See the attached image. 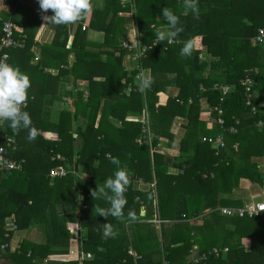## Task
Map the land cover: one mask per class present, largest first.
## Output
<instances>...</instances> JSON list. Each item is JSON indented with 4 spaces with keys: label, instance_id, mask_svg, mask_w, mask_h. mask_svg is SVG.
<instances>
[{
    "label": "trees",
    "instance_id": "1",
    "mask_svg": "<svg viewBox=\"0 0 264 264\" xmlns=\"http://www.w3.org/2000/svg\"><path fill=\"white\" fill-rule=\"evenodd\" d=\"M112 2L114 0H107L105 13L111 9L116 15L119 10L131 11L137 37L145 44H151L161 27H167V22L162 17L163 8L173 11L180 18L182 31L172 43L165 40L150 47L140 58L139 66L131 69L122 65V57L126 55L122 46L124 41L112 43L114 48L104 52L105 60L102 61L96 55L103 71H92L87 75V80H92L93 76L101 74L104 80L98 86L95 82L90 83L89 93H76L74 112L61 111L57 122L41 117L38 110L41 109L42 101L37 99V94L29 91L34 96L31 98V94L27 95L23 110L30 114L31 128L36 133L34 139L28 138V129L14 132L9 127V122L0 121V144H4L3 135L15 137L17 149H7V154L24 160L22 170L0 172V175L9 174L2 184L13 185L4 193L3 205L0 206V247L1 244L8 243L11 236L10 232L4 235L6 216L14 213L16 227L25 229L37 211L38 219L45 224V243L38 245L22 240L18 250L10 253V259L20 264H36L33 258L38 254L46 257L49 254L66 253L67 249L53 252L50 248L69 246L72 235L70 230L77 227L76 224H71L68 228V224L78 222V226L87 227L88 232L83 249L95 253L84 264H112L109 255L115 253V246L112 244L114 238H105L101 228L105 223L114 228L115 217L108 214L106 218L97 212L99 208L107 209L109 202L94 199L91 187L87 190L78 189V195L75 196L72 175L66 164L76 157L77 162L83 164V171L90 176L88 183L95 187L113 176L117 166L111 160L115 157L119 159L120 166L127 169L129 177L124 213L128 209L140 211L143 205L146 207L148 202L151 204L152 193L144 196L131 189V183L136 178L148 182L150 180L156 191L160 219L178 221L174 225V231L194 229L199 232V235L193 233L192 241L180 237L172 244L180 242L181 245L167 246L165 258L168 264H183L193 242L200 244L205 251L213 246L225 247L223 241L230 239L233 234L237 235V240L227 246L229 250L224 257L211 255L205 262L189 264H264V215L244 218L223 215L219 211L221 207L243 205L241 199L221 197V194L231 193L238 187L241 178L264 185V162L262 170L251 162L252 157H262L264 160V127L259 130L256 126L258 121H264V45L251 41L257 29L264 27V0H198V17L190 12L185 14L184 0H131L123 3L122 8L116 1L110 7ZM116 15L115 26L123 18ZM101 28L109 34L110 25ZM185 42L192 47L189 57L180 55ZM203 48L205 51L200 59ZM15 49L19 48L6 49L9 55L6 63L10 62L11 53ZM74 50L77 61L73 65L76 67L86 57L80 56L76 46ZM91 61L93 63L95 60L89 58V62ZM139 70L146 73L149 70L154 81L146 92H141L139 84L134 83ZM80 71L72 69L77 77L84 75ZM165 73L172 76L162 77ZM245 77H250L254 82L250 92H246L240 84ZM214 83L231 88L224 95L223 101L219 100L221 92L213 88ZM166 85L178 87V93L165 95ZM128 88H131L130 91H127ZM101 97L105 98V102L99 122L95 125ZM201 98L210 107L222 108L224 124L220 126L216 123V129L203 130L205 137L223 136L224 146L218 149H214L206 140L198 139ZM252 106L256 108L254 113ZM145 107L149 115L152 140L139 144L136 139L142 135ZM129 112L134 114V118L127 116ZM78 115L86 117L87 123L80 131L81 142L75 149L72 128L73 118ZM185 115L187 123L183 125L185 134L180 141L179 151L185 150L186 144L192 142L194 153L182 175H171L164 165V157L173 152L158 145L159 139L166 133L175 116ZM110 117L118 119L120 125L111 122ZM212 117L217 118V114L213 112ZM232 126L236 128L235 133L229 131ZM44 130L55 132L57 139L42 136ZM58 154L64 160L56 159ZM55 166L65 167L67 174L54 177L50 182L49 170ZM179 191L182 193L178 194ZM48 195L53 199L49 201ZM136 195L140 196L134 201ZM64 202H69L78 211L75 218H59L57 214L52 216L53 204ZM206 207L211 208L210 218H202V223L198 226L189 225L188 222L198 218ZM126 219L127 215H124L123 220ZM69 220L73 222H68ZM227 223L232 224L234 229L222 230ZM99 245L106 246L109 254L97 251ZM127 250L121 251L126 254V264H133ZM45 262L44 264H52L50 261ZM60 264L79 263L68 261Z\"/></svg>",
    "mask_w": 264,
    "mask_h": 264
},
{
    "label": "crops",
    "instance_id": "2",
    "mask_svg": "<svg viewBox=\"0 0 264 264\" xmlns=\"http://www.w3.org/2000/svg\"><path fill=\"white\" fill-rule=\"evenodd\" d=\"M115 1L119 3L118 5H120L121 8L124 7L123 1L125 0H114V2L110 4V7L116 3ZM106 2L107 0H91L92 10L80 20L69 25H55L49 24L42 19L44 15L51 16L52 11L49 10L47 13L41 12L38 0H0V37L2 35L1 21L4 19H11L16 24V36L21 37L24 35L25 37L26 45L22 48L15 49L11 53L12 57H10L11 60L9 63L18 67L21 72L29 76L31 86L28 92H34V94H37V99L42 101L41 109L38 111L43 119L57 122L61 111H70L73 113L76 106L75 94L78 92L89 93L90 83L95 82L98 86V83L104 80L101 74L93 76L91 78L92 80H87L89 72L103 71V66L98 62L99 58H97L96 55H99L103 61L106 58L104 52L114 48V44L112 43L116 41L118 44L121 41L137 38L138 34L134 26L132 12L119 10L116 12V15L111 9L105 13ZM115 15L123 17L118 20L116 26ZM108 25H110L109 34L104 32L101 28V26L107 27ZM166 28V26L161 27L162 30ZM106 34L108 36H105ZM75 46L80 56L86 57V59L80 60L79 66L77 65L76 67L73 65L77 61V53L74 50ZM204 51L205 49L203 48L200 59L203 58L202 54ZM87 54H89L88 57ZM89 58L95 61L93 63L92 61L89 62ZM122 65L126 69L135 67L134 62L126 55L122 57ZM73 68H76L78 71H83L82 73L84 75L82 77L75 76L72 72ZM171 76L172 75L169 73L162 75L164 78H170ZM134 83L139 84V79L135 77ZM178 91L179 89L176 86H165V95H176ZM34 94H31V98H33ZM199 101L200 113L197 134L198 139L203 141L205 138L203 130L209 131L216 129V121L213 117L209 118L211 107L208 105L207 101L204 98H201ZM104 102L105 98L101 97L95 125L99 122ZM145 110L146 107L144 111ZM127 116L134 118V114L131 112H129ZM109 119L115 125H120L118 119L113 117ZM86 123L87 118L81 115L73 118L72 131L74 132L73 145L75 149H77L76 145L78 146L81 142L80 131L84 129ZM186 123L187 115L175 116L167 131H165L166 133L162 134V138L159 139L158 145L170 149L173 152V154L164 157V165L167 168V172L171 175H182L184 169L188 166V160L194 153V143L192 142L186 144L185 150L179 151L180 141L185 134L183 125ZM42 136L50 139H57V134L49 130H44ZM148 146L152 152L151 144ZM251 162L255 163L259 170L263 169L264 160L262 157H252ZM95 163H98V161ZM66 166L72 175V181L75 186V196L78 195V189L87 190L88 187H91L93 188L92 190H97L98 186L93 187L88 183L90 176L83 171V164L77 162L76 157H73ZM8 175L9 174L0 175V206L3 205L4 193L8 188L13 186L12 184H2L3 179H6ZM49 180L51 182L52 178H49ZM100 186H103V184H100ZM153 187L150 180L148 182L140 178H136L135 181L131 183V189L133 191L140 192L144 196L152 193L153 201L151 204L148 202V208L143 205L140 211L137 210L134 212L128 209L124 213V215H128L129 211L134 212L137 216L135 221H129L128 219L121 221L115 218V226L113 229L117 232V235L112 240V244L115 246V253L109 255L112 264H126V254L124 255L121 251H126L129 248H132L137 253V264H168L165 258L168 245L175 247L181 245L180 242L172 244L175 239L184 237L192 241L193 233L199 235V232L194 229H191V231L184 230L183 232L174 231V225L178 221L176 222L175 219H160L157 210L158 200L156 191ZM180 193H182V191L178 192V194ZM50 195L47 196L49 201L53 199ZM254 195L264 197V185L252 183L246 178H241L238 187L234 188L231 193L221 194V197H229L235 200L241 199L244 204L251 200H247L248 197ZM139 196L140 195H136L134 201ZM210 213V207L204 208L198 218H194L188 222L189 225H200L202 223V218H210ZM37 214H39V212H34L30 225L25 229H18L16 227L14 213L5 217L3 225L4 235L10 232L11 236L7 248L0 247V264H20L15 262L14 259H10L9 255L18 250L22 240H27L38 245H43L45 243V224L38 219L39 215L37 216ZM41 214H44V212H41ZM46 214H48L47 211ZM56 214L59 218L72 219L78 215V211L73 209L69 202H64L62 204L55 203L52 206V216ZM68 222L73 221L69 220ZM71 224H76L77 228L70 230L72 231V235L69 246H51L50 249L54 250L53 252L67 249V252L64 254H67L66 257L69 258L68 261H76L78 251H83L84 253L89 252L94 257V252L85 251V249H83V242L87 238L88 233L87 227L78 226L79 223L75 222L69 223L68 228H70ZM104 227L105 224H103L101 228L102 235ZM226 229L233 230L234 226L227 223L222 230ZM75 233L80 235L79 239L74 238ZM236 240L237 235L233 234L230 239L224 240L223 243H225V247H227L235 243ZM219 245L220 244H218V246ZM96 249L100 253L109 254L106 246L99 245ZM201 251L203 250L200 244L193 242L184 258L183 264L194 263L192 259ZM128 254L127 250V255ZM53 255L58 254H49L46 257L38 254L34 256L33 262L36 264H44L46 263L45 260L49 261L47 259ZM130 256L134 263L133 256ZM91 259H85L81 264ZM50 262L52 264H60L64 261L52 260ZM77 262L80 264L79 261Z\"/></svg>",
    "mask_w": 264,
    "mask_h": 264
},
{
    "label": "clouds",
    "instance_id": "3",
    "mask_svg": "<svg viewBox=\"0 0 264 264\" xmlns=\"http://www.w3.org/2000/svg\"><path fill=\"white\" fill-rule=\"evenodd\" d=\"M41 12L52 11V15H44L42 19L49 24L69 25L80 20L84 15L92 10L91 0H38ZM185 14L189 12L194 16H199L198 0H184ZM162 17L167 22V28L156 33L157 42L173 40L182 31L180 27V18L167 8L162 9ZM192 54L191 44L185 42L180 49L182 57H189ZM153 78L149 73L141 71L139 74L138 88L141 92L149 90L153 84ZM31 86L30 78L27 74L20 71L14 65L6 62H0V121L9 122V127L14 132L22 129L29 130L28 138H35V130L31 128L32 121L30 114L22 110L26 103L28 89ZM111 162L117 166V170L112 177L104 182L103 186L98 185L97 190L92 192L94 199H105L109 202L107 209L99 208L98 215L106 217L111 216L124 219V208L127 204L125 193L129 184V177L126 168L120 166L118 158L113 157ZM264 210V209H262ZM129 221H135L137 216L129 211L127 215ZM117 232L113 227L105 223L103 236L105 238H114Z\"/></svg>",
    "mask_w": 264,
    "mask_h": 264
},
{
    "label": "built area",
    "instance_id": "4",
    "mask_svg": "<svg viewBox=\"0 0 264 264\" xmlns=\"http://www.w3.org/2000/svg\"><path fill=\"white\" fill-rule=\"evenodd\" d=\"M131 0H125L123 3L130 2ZM1 38H0V62H6L9 55L6 52V49L18 47L22 48L25 46V37L24 35L18 37L15 35L16 32V24L11 19H4L1 21ZM174 40L169 41L168 43H172ZM252 43L264 45V27L257 29L256 35L251 38ZM158 42L156 38L152 41L151 44H145L141 41L140 37H137L132 40L124 41L122 46L126 51V56L134 62L135 66H139V60L142 58L146 51L152 47L157 45ZM140 70L136 73L135 77L139 79ZM240 84L244 87L246 92H250L254 86V82L250 77H245L240 81ZM213 88L219 90L221 92L220 101L224 100V95H226L230 91V87L221 83H214ZM131 88H128L127 91H130ZM204 90V88L202 87ZM190 102V101H189ZM249 104V102H247ZM25 107V104L22 106V110ZM252 113L256 111L254 106L251 107ZM215 112L217 114V118H214L216 123L222 126L224 124V120L222 118V108L220 106H214L210 108V117H212V113ZM150 121L148 112L145 110L142 116V135L136 139V142L141 144L143 142H150L152 140V134L150 131ZM257 128L260 130L264 127V121L260 120L256 124ZM230 132L235 133L236 128L234 126L229 128ZM4 144H0V172H10V171H20L24 168V160L16 159L9 154H7V149L15 151L17 149V141L15 137L10 135H3ZM208 143H210L214 149H218L224 146V140L222 135H214L207 136L204 138ZM56 159L64 160V157L61 155H56ZM67 174V170L63 166H55L49 170V176L51 178L54 177H63ZM83 198V196H79ZM85 208L86 206L83 205ZM264 198L261 200H252L244 203L241 206H229V207H221L219 211L223 215L227 216H237V217H246V218H256L264 215ZM74 238L79 239L80 235L78 233L74 234ZM8 243L1 244L2 248H7ZM228 247H217L213 246L208 250L201 251L195 256L192 261L194 263L205 262L211 255L214 257H220L228 252ZM128 253L133 256L134 263L137 264L136 259L138 258L137 253L132 248L128 249ZM67 254H58L50 256L47 260H57V261H68L69 258L66 257ZM93 256L91 253L83 251H78L76 256V261H79L80 264L85 259H91Z\"/></svg>",
    "mask_w": 264,
    "mask_h": 264
},
{
    "label": "rangeland",
    "instance_id": "5",
    "mask_svg": "<svg viewBox=\"0 0 264 264\" xmlns=\"http://www.w3.org/2000/svg\"><path fill=\"white\" fill-rule=\"evenodd\" d=\"M161 31H163L162 29H161ZM264 197H262V196H258V195H254V196H252V197H248L247 198V200H250V201H252V200H261V199H263ZM249 202V201H248Z\"/></svg>",
    "mask_w": 264,
    "mask_h": 264
}]
</instances>
